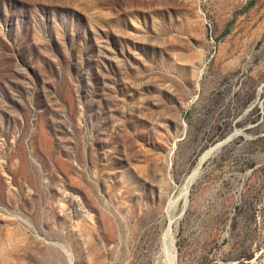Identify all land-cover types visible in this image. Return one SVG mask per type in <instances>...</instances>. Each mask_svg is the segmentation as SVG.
<instances>
[{"label": "rangeland", "instance_id": "1", "mask_svg": "<svg viewBox=\"0 0 264 264\" xmlns=\"http://www.w3.org/2000/svg\"><path fill=\"white\" fill-rule=\"evenodd\" d=\"M169 263L264 264V0H0V264Z\"/></svg>", "mask_w": 264, "mask_h": 264}, {"label": "bare ground", "instance_id": "2", "mask_svg": "<svg viewBox=\"0 0 264 264\" xmlns=\"http://www.w3.org/2000/svg\"><path fill=\"white\" fill-rule=\"evenodd\" d=\"M220 143V142H219ZM219 143H217L215 146L213 145V146H210L209 148H207L204 152H202V154L199 156V159H198V161H197V164L192 168V170L188 173V175L186 176V178H185V181L183 182V184H182V188H181V193L180 194H182L183 195V197H184V199H186L187 200V194H188V191H189V189H190V187H191V181L193 180V178L200 172V170H201V168H202V166H203V159H204V157L207 155V154H210V153H215V151H216V147L219 145ZM178 195V193L176 194V196ZM175 196V195H174ZM179 196V195H178ZM172 197V196H171ZM179 197H181V196H179ZM183 197H181V198H183ZM172 198H174V197H172ZM174 199H176V198H174ZM176 201H178V199L176 200ZM168 202V201H167ZM171 203H173L172 202V200H171ZM175 203V202H174ZM173 203V204H174ZM177 203V202H176ZM170 204V203H169ZM186 204V203H185ZM171 205V204H170ZM176 205V204H175ZM187 205V204H186ZM173 206V205H172ZM168 208H169V206H168ZM171 208V207H170ZM182 210H184V208L182 209ZM170 212H172V211H170ZM169 215V214H168ZM171 216H173V214H171ZM169 218H170V216H169ZM172 219V218H171ZM170 219V220H171ZM174 220V218L172 219V221ZM168 222H169V220H168ZM167 222V223H168ZM171 222V221H170ZM170 222L168 223V224H170ZM172 223V222H171ZM167 224V225H168ZM168 226H170V225H168ZM172 227V226H171ZM171 229V228H170ZM170 230H168V232H169ZM170 234V233H169ZM167 235H168V233H167ZM164 238V237H163ZM166 253V252H165ZM173 257V256H172ZM170 260V259H169ZM168 262H172V260H170V261H168ZM170 264V263H169ZM172 264V263H171Z\"/></svg>", "mask_w": 264, "mask_h": 264}, {"label": "water", "instance_id": "3", "mask_svg": "<svg viewBox=\"0 0 264 264\" xmlns=\"http://www.w3.org/2000/svg\"><path fill=\"white\" fill-rule=\"evenodd\" d=\"M229 139H230V136L227 137L226 139H224L223 141H221V142L219 143V145L216 147V151L220 148L221 145H223V144H224L225 142H227ZM211 155H212V153L207 154V155L204 157V159H203L202 162L204 163V161H206ZM200 173H201V171H200ZM200 173H198V174L193 178V180L191 181V185H192V183L196 180V178L198 177V175H199Z\"/></svg>", "mask_w": 264, "mask_h": 264}]
</instances>
